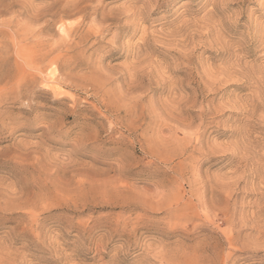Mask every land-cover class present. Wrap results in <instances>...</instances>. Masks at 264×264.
Returning <instances> with one entry per match:
<instances>
[{
    "label": "rangeland",
    "instance_id": "obj_1",
    "mask_svg": "<svg viewBox=\"0 0 264 264\" xmlns=\"http://www.w3.org/2000/svg\"><path fill=\"white\" fill-rule=\"evenodd\" d=\"M0 264H264V0H0Z\"/></svg>",
    "mask_w": 264,
    "mask_h": 264
}]
</instances>
